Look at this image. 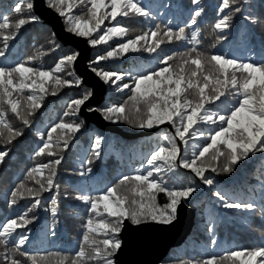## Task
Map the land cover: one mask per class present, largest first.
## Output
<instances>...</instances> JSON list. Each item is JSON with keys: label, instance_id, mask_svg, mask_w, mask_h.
Here are the masks:
<instances>
[{"label": "snow or ice", "instance_id": "6c2138e0", "mask_svg": "<svg viewBox=\"0 0 264 264\" xmlns=\"http://www.w3.org/2000/svg\"><path fill=\"white\" fill-rule=\"evenodd\" d=\"M191 4L195 8L189 20L194 26L204 8L201 0H191ZM240 4L241 0H221L217 10L222 15L214 24V29L220 33L216 37L218 41L227 39L234 14L242 11ZM48 7L64 18L66 31L85 38L93 47L107 46L104 53L92 61L94 65L120 59L129 53H157L164 43L173 40L193 45L185 53L160 57V66L130 76L131 83L124 82V73L92 67L105 83L128 93L123 102L103 109L104 119L140 130H152L167 124L172 131L161 133L163 143L151 152L144 170L120 177L94 196L83 194L77 197L88 205L91 215L84 225L81 244L74 253L40 254L22 249L30 239L28 225L38 220L37 216L29 214L41 207L43 193L59 187L55 178L57 167L63 160L60 151L66 150L83 128V121L78 116L92 95L90 91L72 99L63 113L64 117L76 119L61 118L46 132L37 133L41 143L34 155L50 159L29 168L25 179L9 193L10 207L26 199L31 203L23 212L0 222V264H27L28 261L31 264H114L112 258L121 247L117 234L124 220L140 224L150 219L171 224L181 201L191 198L197 191L194 182L186 187H169L162 173H175L179 166L190 170L204 185L212 186L215 181L206 175L209 171L230 174L249 154L264 153V61H241L224 54L205 55L196 47L200 43L198 29L189 36L185 34V27L174 31L167 24L163 28L156 24L148 31L125 39L129 28L121 22L123 18L150 16L140 0H48ZM33 8V0H16L12 11L21 18L13 22L7 14L0 16V58L6 56L9 42L16 39L20 30L38 19L34 15H24L30 14ZM77 8L85 11L75 14ZM245 19L257 23L254 17ZM105 21L110 26L105 25ZM114 39L119 42L111 46ZM58 48L59 45H55L51 51ZM78 56L76 52L68 53L51 68L35 66L34 56L11 66L0 64V142L11 144L24 134L22 128L13 125L9 114L21 125L31 127V118L43 107L46 96L57 95L64 88L80 86L81 79L72 71ZM88 111L101 110L89 107ZM103 140L104 137L97 136L93 142L95 158L101 156ZM197 140L204 143L190 144V141ZM177 141L184 145L183 154ZM8 155L7 149L0 151V163ZM92 162L91 158L86 161L88 165ZM91 172L88 167L79 175ZM26 181H31L34 186L30 187ZM160 193L168 198L163 206L157 203ZM214 195L225 209L247 212L257 209L255 202L229 201L219 190ZM51 203L52 207L45 210L55 216L58 201L53 198ZM208 231L211 233L213 227L209 226ZM211 244H216L215 238ZM192 264H264V244L211 255Z\"/></svg>", "mask_w": 264, "mask_h": 264}, {"label": "trees", "instance_id": "16d2710c", "mask_svg": "<svg viewBox=\"0 0 264 264\" xmlns=\"http://www.w3.org/2000/svg\"><path fill=\"white\" fill-rule=\"evenodd\" d=\"M15 2L16 0H0V16L7 14L11 21H16L17 15L12 11ZM140 2L149 10L150 16L123 18L121 22L129 28V35L125 39L148 31L156 24L161 25L162 28L167 24L174 31L185 27V34L189 36L193 30L198 29L200 43L196 47L205 55L224 54L241 61L257 63L264 61V0H241L242 11L234 14L232 27L227 31V39L223 41L216 39L220 33L214 29L215 22L222 15L217 10L221 0H201L204 12L197 18V24L194 26L190 25L189 20L192 10L195 8V5L191 4V0H140ZM83 11H85L83 8H77L75 14H80ZM31 14L36 16L34 12ZM249 16L254 17L257 23L252 24L245 19ZM36 22L39 25L42 24L39 18L34 21L35 24ZM105 25L110 26L108 21H105ZM29 33L30 29L19 33L16 39L9 42L8 49L12 48L11 52L16 54L21 45H24L22 53L26 50L27 45L32 47L36 45L34 65L51 68L55 59L59 58L55 57L54 59L51 55L41 58L39 50L46 45H52L53 42L40 47V41L37 38L39 32H35L36 37H29ZM55 41L64 52H76L72 48L63 47L59 41ZM118 42L114 39L110 45L115 46ZM192 46L185 41L173 40L171 43H164L161 49L157 50L158 54L143 51L129 53L120 59L102 61L98 65H94L92 61L98 55L103 54L107 46H92L90 65L91 68L99 67L124 73V82L131 83L130 76L155 70L160 66L158 63L160 57L172 53H185ZM67 48L68 50H65ZM20 57L21 55H17L16 62ZM27 58L26 55L24 60ZM41 59L42 62L38 63ZM107 86L108 92L100 107L101 112L107 106L123 102L128 95L127 90L115 92L113 85L107 83ZM88 91L89 89L85 87L81 89L71 87L58 91L57 95L46 96L41 110L39 109L31 118V127L21 125L9 114L13 125L22 128L24 134L11 144L0 142V146L9 151L4 162L0 163V222L16 216L29 206L31 200L26 199L10 207L8 204L9 193L15 185L25 179L29 168L50 159L49 157H35L34 152L41 143L37 133L46 132L53 123L58 122L59 112L62 109L67 110V105L72 99L78 98L81 93ZM78 119L82 121L79 116ZM120 124L127 131L135 133L144 131L137 130L125 123ZM164 131L166 130L161 129L153 135L130 138L121 134L103 132L93 125L84 124L81 131L69 142V148L60 151L63 160L57 167L56 175V177L59 175L56 178L59 187L54 188L55 193H43L41 207L29 214L37 216L38 220L28 225L30 239L22 250L40 254L57 251L67 254L74 253L81 244L82 234L85 231L84 225L91 215L88 205L77 197L83 194L94 196L118 181L120 177L144 170L147 167L146 160L151 152L163 143L159 134ZM97 136L104 137L99 158H95L92 152V145ZM197 142L204 143L203 140H197L190 141V144ZM3 149L0 148V151H4ZM184 150L183 145V153ZM188 151L190 153L191 148ZM90 158L93 162L88 165L86 161ZM88 167H91L92 172L80 176V171ZM178 174H183L185 177H179ZM206 174L214 179L215 183L212 186L204 185L190 170L179 166L175 173L161 174L169 187H186L194 182L197 191L193 196L197 193V196L199 195L191 202V207L196 210V223L191 235L180 248L174 249L168 255L163 264H192L194 261L207 259L211 255H221L230 250L252 248L264 244V153L249 154V157L246 160H241L230 174H217L210 171ZM26 183L30 187L34 186L31 181H26ZM218 190L224 193L229 201L255 202L257 209L252 212L242 209H225L214 195ZM201 192H204V196ZM53 198L58 201V213L55 216L45 210L52 207ZM190 200L191 198L185 201ZM167 202L168 198L165 194H158V205L163 206ZM145 222L155 221L148 219L141 223ZM209 226L213 227L211 233L208 231ZM117 238L120 240L119 233ZM213 238L216 240L215 245L211 244ZM18 258L23 259L22 257ZM112 259L114 260V256ZM27 264H31V262L28 261Z\"/></svg>", "mask_w": 264, "mask_h": 264}, {"label": "water", "instance_id": "95a60500", "mask_svg": "<svg viewBox=\"0 0 264 264\" xmlns=\"http://www.w3.org/2000/svg\"><path fill=\"white\" fill-rule=\"evenodd\" d=\"M33 2V11L42 23L53 31L62 46L72 48L79 53L73 68L76 75L82 79V86L91 91L90 99L94 97L95 88L87 82L84 74L90 75L93 81L100 84L99 99L91 103H89V99L85 104L86 106H82L79 113V116L85 121L87 126L93 125L103 132L121 134L130 138L153 135L161 129L172 131L171 126L165 125L148 132L128 134L108 123L100 111L89 112V107L100 109L108 92L107 84L92 71L90 65L91 45L85 38L66 31L65 21L54 9L48 7L46 0H33ZM191 206V203L178 205L176 218L171 224L158 222L134 224L130 220H125L119 233L121 247L114 255V264H163L168 255L174 249L180 248L193 231L196 210Z\"/></svg>", "mask_w": 264, "mask_h": 264}, {"label": "rangeland", "instance_id": "374dc122", "mask_svg": "<svg viewBox=\"0 0 264 264\" xmlns=\"http://www.w3.org/2000/svg\"><path fill=\"white\" fill-rule=\"evenodd\" d=\"M47 1V0H46ZM34 3V2H33ZM32 12H34V11H32ZM34 14H35V12H34ZM17 15V19H19V18H21L20 17V15L19 14H16ZM25 16H27V15H32L31 13L29 14V13H25L24 14ZM36 15V14H35ZM36 17H38L37 15H36ZM16 19V20H17ZM40 20V19H39ZM64 20V19H63ZM42 22V21H41ZM35 23L34 22H31V23H29V24H27V25H25L21 30H20V32L19 33H22L24 30H26V29H30V33L28 34L29 35V37H31V36H35V32L36 31H38L39 32V35H38V40L40 41V47L41 46H45L46 44H48V43H52V42H54L52 45H50V46H48V45H46V47H42L41 48V50H39V57H41V58H43L44 56H48V55H51L54 59H55V57H57V58H60V57H62V56H64V55H66V54H68V53H70V52H68V51H65L64 52V50H62V49H60V48H58V49H56L55 51H51V49L52 48H54V46L55 45H58V43H56V41L55 40H57V39H55L56 37H54L55 36V34H53V31H51V29L49 28V27H45V26H43L42 24L41 25H39V24H37V22H36V26L34 25ZM36 37V36H35ZM58 41V40H57ZM60 43V42H59ZM13 44H14V41H13ZM61 44V43H60ZM23 46L24 45H21V46H19L18 47V49H17V52H16V54L14 53V52H11V49H8L7 50V52H6V56L4 57V58H0V64H3V65H5V66H11V65H13L12 63H14V62H16V60H17V55H21V57H20V59L18 60V61H23L24 60V58H25V56L27 55L28 57H32V56H34V54H35V46H30V45H27L25 48H26V50L22 53V49H23ZM92 47V46H91ZM65 50H68V48L67 49H65ZM77 53V52H76ZM17 61V62H18ZM42 62V59L38 62V63H41ZM57 62V60L55 59V61H54V63H53V66H54V64ZM52 66V67H53ZM73 71H74V68H73ZM74 73H75V71H74ZM75 75H76V73H75ZM77 76V75H76ZM80 78V77H79ZM81 79V78H80ZM81 81H82V79H81ZM107 84V83H106ZM114 86V85H113ZM82 87H85V86H82V83L80 84V86L79 87H77V89H81ZM108 87V86H107ZM86 88V87H85ZM114 88H115V92L117 91L116 90V87L114 86ZM90 91V90H89ZM120 92V91H119ZM94 109V108H93ZM40 110H41V108H40ZM66 111V109H62L60 112H59V114H60V119L61 118H64V119H66V120H70V119H76L75 117H64L63 116V113ZM89 112H92V111H89ZM100 113L102 114V112L100 111ZM80 117V116H79ZM81 118V117H80ZM59 119V120H60ZM82 119V118H81ZM58 120V121H59ZM82 121L84 122V124L86 125V123H85V121L82 119ZM109 123V122H108ZM111 124V123H110ZM165 125H167V124H165ZM165 125H162V126H165ZM112 126H115V127H117V128H119L121 131H123V132H125V133H128V134H137V133H142V132H148V131H140V132H137V133H135V132H131V131H127V130H125L124 128H122V126H121V124L120 123H116V124H112ZM167 126H170V125H167ZM137 130H139V129H137ZM136 130V131H137ZM162 130H168L169 132H171V130H169V129H162ZM160 136H161V134H159ZM177 143L178 144H181V153L183 154V144L180 142V141H177ZM0 148L1 149H3L1 146H0ZM69 148V147H68ZM4 150V149H3ZM206 175H208V174H206ZM59 176V175H58ZM57 176V177H58ZM178 176L179 177H185L183 174H178ZM56 177V178H57ZM55 178V179H56ZM51 193H55V191H54V188H53V190L51 191ZM201 193H203V196H204V192H201ZM198 194V193H197ZM197 194L196 195H194V196H192L191 197V200L190 201H188V202H186L185 200H182L181 201V203L179 204V206L180 205H182L183 203L185 204V205H187V204H189V203H191L193 200H194V198L196 199V198H198L199 197V195L197 196ZM200 194V193H199ZM124 222H125V220H124ZM123 222V223H124ZM121 229H122V227H121ZM120 233V232H119Z\"/></svg>", "mask_w": 264, "mask_h": 264}, {"label": "bare ground", "instance_id": "6f19581e", "mask_svg": "<svg viewBox=\"0 0 264 264\" xmlns=\"http://www.w3.org/2000/svg\"><path fill=\"white\" fill-rule=\"evenodd\" d=\"M83 60V58H82ZM77 67H78V64H77ZM85 75V78L87 79V82L90 83L91 85L94 86L95 88V94H94V97L92 99L89 100V103L93 102L94 100L96 99H99V94H100V90H101V87H100V84H98L96 81H93L92 80V77L90 75ZM86 106V105H85ZM90 118V117H89ZM142 137V136H140ZM183 207V206H182ZM180 208V207H179ZM180 213V212H179ZM196 220V219H195ZM196 223V222H195ZM195 226V225H194Z\"/></svg>", "mask_w": 264, "mask_h": 264}]
</instances>
